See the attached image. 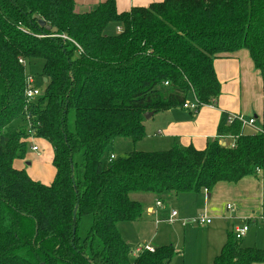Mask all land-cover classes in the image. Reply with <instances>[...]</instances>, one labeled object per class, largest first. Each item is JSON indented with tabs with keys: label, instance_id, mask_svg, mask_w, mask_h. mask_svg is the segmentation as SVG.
<instances>
[{
	"label": "trees",
	"instance_id": "16d2710c",
	"mask_svg": "<svg viewBox=\"0 0 264 264\" xmlns=\"http://www.w3.org/2000/svg\"><path fill=\"white\" fill-rule=\"evenodd\" d=\"M241 49L264 87V0H162L127 11L105 0L87 12L75 0H0V264H170L173 244L135 255L123 238L118 224L146 213L130 193L212 192L264 171V109L263 132L250 133L223 112L205 149H134L113 159L108 149L119 138L143 139L148 112L193 94L215 105V60ZM38 59L44 87L28 101V68ZM226 135H238L234 147L223 145ZM31 138L53 149L49 184L14 165ZM86 215L93 220L82 237ZM241 240L231 231L212 264H264V248Z\"/></svg>",
	"mask_w": 264,
	"mask_h": 264
},
{
	"label": "crops",
	"instance_id": "0c3cea01",
	"mask_svg": "<svg viewBox=\"0 0 264 264\" xmlns=\"http://www.w3.org/2000/svg\"><path fill=\"white\" fill-rule=\"evenodd\" d=\"M75 1L77 7L80 6L83 12H87L96 8L105 0ZM157 1L162 0H116V3L119 11H127L134 6H148ZM215 70L221 83V95L215 105H203L197 112L191 111L183 106H177L154 113L150 118L145 119L146 136L133 147H135L136 150L144 151L167 150L174 145H179L181 147L193 145L197 149H205L210 139H214L218 135V127L223 112L240 113L246 117L254 116L258 120V124H262L264 109L263 79L260 70L255 67L249 51L247 49H241L233 53L220 55L215 60ZM191 97L193 96L191 95ZM248 128L250 129L252 127L248 126ZM244 132H247V127ZM251 132H254V130H251ZM130 139L132 140V138ZM31 140L32 144H36L37 140L33 138ZM139 143H143L144 146L150 147L141 149L138 147ZM46 145L43 155H47L49 148H51L48 142H46ZM38 155L41 156L42 154L38 153ZM115 156L117 157V155ZM31 158L32 155L27 154L26 159H17L14 165L18 167L16 165L17 161L25 162ZM18 168H24V165ZM31 168H33L32 163ZM35 170L37 171V168H35L34 171ZM29 174L37 180H43L42 177H38L37 175H34V177L30 172ZM51 181L52 178L45 180L48 184L51 183ZM161 201L163 202L164 208H166V206L170 208L172 205H177V208H173L172 210H177L178 216L174 222L167 221L171 213L156 218V221L168 224L182 221L181 225L187 227L188 224L186 223L194 219L185 211V207L188 206V204L196 206L199 213L205 212L200 215H206L212 219L210 224H206L202 228L194 226L185 228L186 232L189 230L194 231V229H202L206 233L207 237L204 240L205 251L203 264H209V261L210 264H212L215 257L221 252L223 246L227 242L229 233L233 231L236 226L244 223L249 224V230L245 235V243L243 245L264 248L263 170L248 175L235 183L226 181L219 182L212 192L204 190L199 193H188L178 196L169 195L167 198L161 199ZM228 204L233 206V210L227 209ZM156 206L158 205L156 204ZM145 207V214L149 217L156 216V207L151 205ZM140 221L141 220L133 222ZM259 221V226H256L253 232H251V223L257 225ZM214 222L216 223L214 224ZM253 264L263 263L256 262Z\"/></svg>",
	"mask_w": 264,
	"mask_h": 264
},
{
	"label": "rangeland",
	"instance_id": "374dc122",
	"mask_svg": "<svg viewBox=\"0 0 264 264\" xmlns=\"http://www.w3.org/2000/svg\"><path fill=\"white\" fill-rule=\"evenodd\" d=\"M82 8L79 6H76V10L79 12H83L81 10ZM107 31L109 33H116L117 26L116 24H111ZM44 61L42 59H38L35 62H33L28 68V71L31 72L35 78H36V84L43 89L44 83L42 79L40 78L39 74L42 70ZM29 67V66H28ZM23 122L17 121V124L21 125ZM71 123L74 125V116L71 117ZM251 130H254L253 128L247 127V132H251ZM231 141V140H229ZM137 142H134L130 138H121L118 139L115 143V145L112 148H109L111 152H113L118 157L127 156L130 151L135 149ZM36 144L39 146V151H33L30 147L28 155L31 154L32 158L25 161H17L16 165L18 167H21V165H24V168L28 170L33 176L37 175L38 177H42V182H45L48 178H54L55 175V167L52 164V159L54 156V152L52 147L49 148L48 154H44V149H46V142L45 140H39L37 139ZM33 145V144H32ZM31 145V146H32ZM138 147L141 149H145L150 146H144L143 143H139ZM152 151V150H147ZM157 151V150H153ZM38 153L42 154L41 156L38 155ZM31 163L33 164V168H31ZM37 168V171L34 169ZM35 177V176H34ZM47 178V179H46ZM51 181V182H52ZM46 183V182H45ZM190 196V195H187ZM130 197L132 199L140 201L145 206H154L156 211L155 217H149L147 214L144 215V217L141 219L140 222H121L118 224V228L120 232L122 233L123 238L129 243L130 247L132 248V252L134 254H138V248H140L144 243H151L152 246H160L162 244H170L172 243L178 253L175 255L174 259L172 260L171 264H203V258H204V251H205V242L206 239V233L202 229H194V231H187V227H203L204 225H201L199 223L190 221L186 224H188L187 227H184L182 224V221H177L175 223H163L160 221H156V218L169 215L171 213V210L173 208H177V205H172V207L166 208L158 207L156 206V201L160 199L159 196H157L154 193H148V192H131ZM186 198V197H184ZM186 200V199H183ZM179 208V207H178ZM180 210V209H179ZM183 211V209L181 208ZM185 211L191 218H197L201 216L200 214H203L205 212L199 213V210L196 206L188 204V206L185 207ZM201 211V210H200ZM151 212V211H149ZM180 217V214H179ZM188 218V219H191ZM92 216L86 215L83 216L79 223V234L82 237H85L88 233L91 224H92ZM216 222H214L215 224ZM260 221L257 223H251V232L255 229L256 226H259ZM242 244L245 243V236L242 238ZM210 264V261L208 262Z\"/></svg>",
	"mask_w": 264,
	"mask_h": 264
},
{
	"label": "built area",
	"instance_id": "2783aa9c",
	"mask_svg": "<svg viewBox=\"0 0 264 264\" xmlns=\"http://www.w3.org/2000/svg\"><path fill=\"white\" fill-rule=\"evenodd\" d=\"M120 30V29H119ZM166 84H168V82H166ZM42 94V88H40L37 84H36V78L35 76L28 71L27 73V88H26V98L28 101H32L35 100L36 98H38L40 95ZM193 97H191L190 99H188L183 107L187 108L191 111L197 112L200 110V108L203 106V104H201L198 100V98L196 97V95H192ZM234 119H237L239 122H241L242 125V132H244L245 128L250 126L252 127L254 130L259 131V132H263V126L262 124H258V120L256 117L251 116V117H246L243 114L240 113H229L228 114V123H232L234 121ZM30 134L32 135L33 132L31 130H29ZM245 133V132H244ZM238 138V135H226L222 137V143L223 145H227L229 144L231 147H234L236 145V140ZM32 139V138H31ZM231 140V141H229ZM31 149L33 151H39V146L37 144H33L31 146ZM115 158V155L111 156V159ZM261 169H257L256 173L260 172ZM156 204L160 207L163 206V202L161 200H158L156 202ZM228 210H233V206L231 204H228L227 206ZM178 216V211L177 210H172L170 217L167 219L168 222H174L176 217ZM190 221L202 224V225H206V224H210L212 219L210 217H207L206 215H201L197 218H194ZM249 230V224L248 223H244L241 225H238L235 227V229L233 230L235 237L237 239H242L246 233ZM147 249L150 251H154L155 247L150 245V244H144L143 246H141L140 248H138V252H141L142 250Z\"/></svg>",
	"mask_w": 264,
	"mask_h": 264
},
{
	"label": "water",
	"instance_id": "95a60500",
	"mask_svg": "<svg viewBox=\"0 0 264 264\" xmlns=\"http://www.w3.org/2000/svg\"><path fill=\"white\" fill-rule=\"evenodd\" d=\"M39 22H40V24L43 25V26L46 25V22H45L44 20H42V19H40ZM47 28L50 29L49 26H47ZM44 81L46 82V81H47V78H45ZM153 114H154V112H148V113L145 114V118L148 119V118H150ZM75 216H76V213H75L74 217H75Z\"/></svg>",
	"mask_w": 264,
	"mask_h": 264
}]
</instances>
